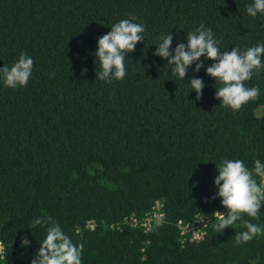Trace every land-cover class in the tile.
Masks as SVG:
<instances>
[{
    "label": "trees",
    "instance_id": "1",
    "mask_svg": "<svg viewBox=\"0 0 264 264\" xmlns=\"http://www.w3.org/2000/svg\"><path fill=\"white\" fill-rule=\"evenodd\" d=\"M254 0H0V67L21 52L34 60L27 86L0 81V264H31L47 214L76 244L82 264H264V232L237 244L242 221L216 233L224 206L214 180L225 160L264 163V68L245 81L258 98L238 111L216 98L206 74L185 77L154 55L159 37L172 48L202 22L222 51L264 43V14ZM146 27L126 56L127 74L96 78L98 38L129 15ZM191 77L205 82L201 99ZM258 183L261 178L256 177ZM164 221L132 226L158 203ZM207 219L204 236L182 240L179 221ZM264 229L258 217L242 214ZM27 239L28 244H22Z\"/></svg>",
    "mask_w": 264,
    "mask_h": 264
},
{
    "label": "clouds",
    "instance_id": "2",
    "mask_svg": "<svg viewBox=\"0 0 264 264\" xmlns=\"http://www.w3.org/2000/svg\"><path fill=\"white\" fill-rule=\"evenodd\" d=\"M247 13L252 17H256L258 13L264 14V0H254V3L247 6ZM136 21L137 17L130 14L128 19L114 23L109 32L98 38L95 56L99 58L102 70L96 71V78L108 83L113 79L125 78L126 56L135 50L139 42L144 41L146 31L145 25ZM172 41V32L162 34L154 55L167 61L173 75L185 79L193 64V71L198 73L204 67L201 57H205L213 61L206 67V74L222 85L215 92L222 106L238 111L249 101L258 98L259 88H248L244 82L250 80L254 72L264 68V43L246 50L234 46L230 51H222L213 30L205 27L203 22L187 34L186 43H178L173 49ZM33 65V58L21 52L19 59L11 67L6 64L0 67V81L11 88L27 86ZM188 80L191 89L196 92V99H201L204 80L199 77ZM217 169L218 175L214 183L218 191L212 199L220 197L228 212L227 215L220 211L214 213L217 220L214 229L216 233H220L241 220L247 230L236 234V243L251 241L262 234L264 229L249 220H243L242 214L257 218L264 206V163L257 159L254 161V168L249 169L240 159L225 160ZM257 176L261 178V183H258ZM157 220L162 223L164 216L157 217ZM31 226L46 227V238L40 242L31 264H82L83 244L74 243L53 217L45 214L35 219ZM28 243L27 239L22 240V244Z\"/></svg>",
    "mask_w": 264,
    "mask_h": 264
},
{
    "label": "built area",
    "instance_id": "3",
    "mask_svg": "<svg viewBox=\"0 0 264 264\" xmlns=\"http://www.w3.org/2000/svg\"><path fill=\"white\" fill-rule=\"evenodd\" d=\"M223 212L227 215L228 210L224 207L221 210H217ZM216 211V212H217ZM163 215L164 212L162 211V203L158 202L150 212L140 221L136 217H129L127 222L132 226H144V228L149 229L152 225V222L160 223L157 220V217ZM207 226V219L203 218L202 216L197 217L195 222H184L179 221V227L181 229V236L182 240H186L190 238L191 241H198L200 240L205 234V227ZM4 253V246L0 242V254Z\"/></svg>",
    "mask_w": 264,
    "mask_h": 264
}]
</instances>
